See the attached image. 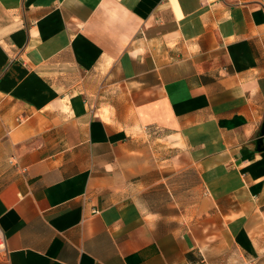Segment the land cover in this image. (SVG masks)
<instances>
[{
    "label": "crops",
    "instance_id": "1",
    "mask_svg": "<svg viewBox=\"0 0 264 264\" xmlns=\"http://www.w3.org/2000/svg\"><path fill=\"white\" fill-rule=\"evenodd\" d=\"M263 126L264 0H0V264H264Z\"/></svg>",
    "mask_w": 264,
    "mask_h": 264
},
{
    "label": "built area",
    "instance_id": "2",
    "mask_svg": "<svg viewBox=\"0 0 264 264\" xmlns=\"http://www.w3.org/2000/svg\"><path fill=\"white\" fill-rule=\"evenodd\" d=\"M7 248V243L5 242L4 234L0 228V251L5 252Z\"/></svg>",
    "mask_w": 264,
    "mask_h": 264
},
{
    "label": "rangeland",
    "instance_id": "3",
    "mask_svg": "<svg viewBox=\"0 0 264 264\" xmlns=\"http://www.w3.org/2000/svg\"><path fill=\"white\" fill-rule=\"evenodd\" d=\"M176 181H178V180H176Z\"/></svg>",
    "mask_w": 264,
    "mask_h": 264
},
{
    "label": "water",
    "instance_id": "4",
    "mask_svg": "<svg viewBox=\"0 0 264 264\" xmlns=\"http://www.w3.org/2000/svg\"><path fill=\"white\" fill-rule=\"evenodd\" d=\"M263 128H264V126H263Z\"/></svg>",
    "mask_w": 264,
    "mask_h": 264
}]
</instances>
